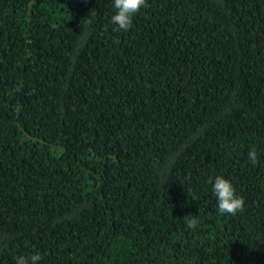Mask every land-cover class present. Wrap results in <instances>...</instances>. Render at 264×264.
<instances>
[{"label":"trees","instance_id":"obj_1","mask_svg":"<svg viewBox=\"0 0 264 264\" xmlns=\"http://www.w3.org/2000/svg\"><path fill=\"white\" fill-rule=\"evenodd\" d=\"M111 13L0 0V264H264V0Z\"/></svg>","mask_w":264,"mask_h":264},{"label":"clouds","instance_id":"obj_2","mask_svg":"<svg viewBox=\"0 0 264 264\" xmlns=\"http://www.w3.org/2000/svg\"><path fill=\"white\" fill-rule=\"evenodd\" d=\"M146 6V0H111L112 13L110 23L115 30L127 31L131 28L135 15ZM250 162L255 163L258 155L255 149L247 153ZM211 192L215 198L216 210L219 214H235L241 210L243 200L238 196L232 182L223 175L210 178ZM187 226L193 228L196 225L194 216H185ZM15 264H40L42 255L34 251L28 256L19 255L15 258Z\"/></svg>","mask_w":264,"mask_h":264}]
</instances>
